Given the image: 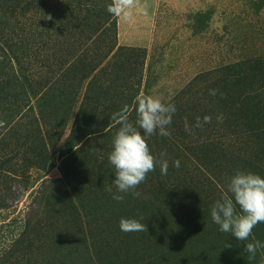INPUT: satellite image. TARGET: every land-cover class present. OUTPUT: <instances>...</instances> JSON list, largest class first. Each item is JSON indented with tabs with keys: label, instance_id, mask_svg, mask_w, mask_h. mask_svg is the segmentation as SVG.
I'll use <instances>...</instances> for the list:
<instances>
[{
	"label": "trees",
	"instance_id": "trees-1",
	"mask_svg": "<svg viewBox=\"0 0 264 264\" xmlns=\"http://www.w3.org/2000/svg\"><path fill=\"white\" fill-rule=\"evenodd\" d=\"M95 2L0 0L2 134L18 140L16 144L27 141L23 155L38 158V168L59 152L65 178L58 191L71 211L84 210L92 202L99 210L110 207L122 214L112 218L114 230H104L100 220L95 237H81L84 264H218L214 258L196 257L193 245L209 239L220 246L230 239L231 234L220 232L211 221L210 207L226 189L238 160L247 159L248 170L264 177V57L200 74L173 98L170 103L177 111L168 129L171 136L147 139L154 156L166 152L167 175L157 166L139 185L140 196L129 194L120 203L107 191L110 186L115 191L108 156L111 135L119 127L111 117L128 106L129 118L135 121L141 80L129 85L127 76L135 65L126 54L130 50L105 45L99 38L106 35L111 17L108 6ZM33 61L39 64L38 72L33 71ZM28 89L38 101V116L35 126L22 132L13 123L21 111H34ZM210 89H218L223 98L209 95ZM218 114L222 122H217ZM205 115L212 117L211 123L192 134L185 131V118L194 125ZM175 160L180 161L179 169L172 166ZM141 214L147 232L120 230L122 217L139 219ZM162 232L164 236L158 235ZM251 240L239 241V249Z\"/></svg>",
	"mask_w": 264,
	"mask_h": 264
},
{
	"label": "rangeland",
	"instance_id": "rangeland-1",
	"mask_svg": "<svg viewBox=\"0 0 264 264\" xmlns=\"http://www.w3.org/2000/svg\"><path fill=\"white\" fill-rule=\"evenodd\" d=\"M95 1L101 7L113 3ZM129 9H134L133 14L127 20L123 18L121 30L119 18L123 15L110 14L108 31L99 38L105 45L114 43L117 48L130 50L126 54L135 65L127 78L129 85L141 80L140 97L151 95L170 103L200 74L264 57V0H134ZM129 36L131 45L126 44ZM43 62L46 64V60ZM31 66L34 72L39 71V64L33 61ZM28 96L34 111H21L13 123L22 132L35 126L38 116V101L31 98L29 89ZM73 122L74 119L65 137L56 143L57 148L66 140ZM3 127L0 121V264H84L81 237H95L101 230L100 220L106 224L104 230H114L112 218L122 214L113 213L110 207L99 210L92 202L84 210L71 211L60 200L58 191L59 182L65 178L59 152L51 156L46 167L38 168V158L23 155L27 141L16 144L18 140L2 134ZM58 131L62 133L61 129ZM246 160L237 161L234 173L248 170ZM39 161L37 165H41ZM230 162L234 164L233 159ZM251 239L264 243L261 224L253 229ZM205 241L193 245L194 255L201 260L264 264V249H258L255 259L249 261L248 253L239 249L235 237L228 240L230 248H224L225 243L219 246L209 239ZM177 257L179 254L174 255Z\"/></svg>",
	"mask_w": 264,
	"mask_h": 264
},
{
	"label": "clouds",
	"instance_id": "clouds-1",
	"mask_svg": "<svg viewBox=\"0 0 264 264\" xmlns=\"http://www.w3.org/2000/svg\"><path fill=\"white\" fill-rule=\"evenodd\" d=\"M134 0H113L107 8L112 15H123L124 19L130 18V12L126 11L133 6ZM51 19V16H48ZM218 89H210L209 95L216 96ZM223 98V93H219ZM136 119L129 118V108L125 106L120 111L113 113L111 119L118 130L112 141V150L109 153V163L114 168L113 187L107 188L112 199L124 202L127 195L134 198L140 196L137 191L150 172L159 166L161 175H167L169 161L166 152H161L159 158L154 156L149 148L147 139L153 135L170 137L168 130L172 124V117L177 111L175 104L164 103L161 99L151 95L139 97L135 106ZM223 115L218 114L217 122L223 121ZM212 122L210 115L202 119L197 117L195 124L185 118V131L192 134L194 129H202L204 125ZM172 166L179 169L180 161H172ZM211 221L219 227L222 233H229L237 241H249L253 235V229L260 223H264V177L252 171L236 170L227 179L226 189L210 207ZM139 219L122 217L119 220V228L122 232H147V225ZM232 247L225 242L224 248ZM258 249H264V243L259 240H251L244 245L248 253V260L255 259Z\"/></svg>",
	"mask_w": 264,
	"mask_h": 264
},
{
	"label": "crops",
	"instance_id": "crops-1",
	"mask_svg": "<svg viewBox=\"0 0 264 264\" xmlns=\"http://www.w3.org/2000/svg\"><path fill=\"white\" fill-rule=\"evenodd\" d=\"M126 11L130 12V14L132 15L134 9H126ZM131 15H130V16H131ZM122 21H124V20H123V16L119 18V29H120V30H121ZM124 22H125V21H124ZM120 36H121V35H120ZM129 39H131V36L128 37V40H127L128 42L126 41V42H127L126 44H130V45H131V41H129Z\"/></svg>",
	"mask_w": 264,
	"mask_h": 264
}]
</instances>
